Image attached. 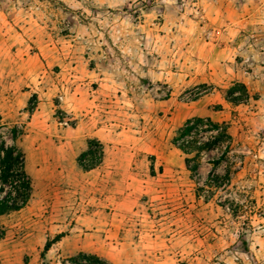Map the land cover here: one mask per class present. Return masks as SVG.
I'll use <instances>...</instances> for the list:
<instances>
[{
  "label": "rangeland",
  "instance_id": "obj_1",
  "mask_svg": "<svg viewBox=\"0 0 264 264\" xmlns=\"http://www.w3.org/2000/svg\"><path fill=\"white\" fill-rule=\"evenodd\" d=\"M262 96L264 0H0V137L31 180L0 264H264ZM198 118L232 139L194 170Z\"/></svg>",
  "mask_w": 264,
  "mask_h": 264
},
{
  "label": "trees",
  "instance_id": "obj_2",
  "mask_svg": "<svg viewBox=\"0 0 264 264\" xmlns=\"http://www.w3.org/2000/svg\"><path fill=\"white\" fill-rule=\"evenodd\" d=\"M227 102L238 105L246 104L252 98L243 84L236 83L228 90H222ZM203 134L210 135L209 138L201 136ZM13 144H9L3 137H0V218L20 211L29 200L31 190V180L26 172V156L17 142L20 138L17 130L12 132ZM223 139H226L228 146L225 148V153L229 152V141L232 139L226 128L214 123L210 119H195L181 129L174 146L183 152L186 156L195 160L194 170L199 168L201 155L205 152H210L220 146ZM89 142L88 152L85 154L87 162L82 163L85 170L94 169L95 164L92 163L94 158L95 148L99 146L98 151H103L100 144ZM91 159V160H88ZM190 160H187L189 167ZM1 238V236H0ZM61 238V237H60ZM52 245L48 244L45 248V254L51 250ZM75 264H111L110 262L93 255L81 254L75 261Z\"/></svg>",
  "mask_w": 264,
  "mask_h": 264
},
{
  "label": "crops",
  "instance_id": "obj_3",
  "mask_svg": "<svg viewBox=\"0 0 264 264\" xmlns=\"http://www.w3.org/2000/svg\"><path fill=\"white\" fill-rule=\"evenodd\" d=\"M248 89V88H247ZM249 91V89H248ZM250 95H251V98H252V94L251 92L249 91ZM253 99V98H252ZM255 100V99H254ZM255 102L257 104H261L263 105V107H259L258 110H259V113L255 114L257 115V117H259L258 119H253V122L257 121L258 124H260L261 121H264V96L260 97V100H255ZM260 127L262 128V126L260 125Z\"/></svg>",
  "mask_w": 264,
  "mask_h": 264
}]
</instances>
